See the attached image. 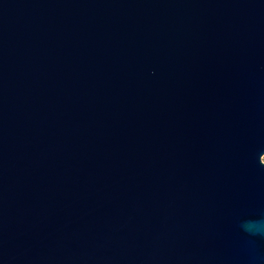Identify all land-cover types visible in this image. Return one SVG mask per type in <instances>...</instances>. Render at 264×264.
<instances>
[{"label":"water","instance_id":"water-1","mask_svg":"<svg viewBox=\"0 0 264 264\" xmlns=\"http://www.w3.org/2000/svg\"><path fill=\"white\" fill-rule=\"evenodd\" d=\"M263 155L264 0H0V264H264Z\"/></svg>","mask_w":264,"mask_h":264},{"label":"clouds","instance_id":"clouds-1","mask_svg":"<svg viewBox=\"0 0 264 264\" xmlns=\"http://www.w3.org/2000/svg\"><path fill=\"white\" fill-rule=\"evenodd\" d=\"M250 227H261V226L253 224V225H250Z\"/></svg>","mask_w":264,"mask_h":264},{"label":"rangeland","instance_id":"rangeland-1","mask_svg":"<svg viewBox=\"0 0 264 264\" xmlns=\"http://www.w3.org/2000/svg\"><path fill=\"white\" fill-rule=\"evenodd\" d=\"M262 160L264 161V155H263V157H262Z\"/></svg>","mask_w":264,"mask_h":264}]
</instances>
